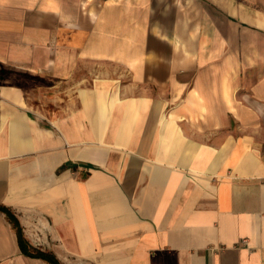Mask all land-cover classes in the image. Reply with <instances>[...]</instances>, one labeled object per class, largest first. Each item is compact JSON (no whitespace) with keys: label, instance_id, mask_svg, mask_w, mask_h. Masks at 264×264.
<instances>
[{"label":"crops","instance_id":"1","mask_svg":"<svg viewBox=\"0 0 264 264\" xmlns=\"http://www.w3.org/2000/svg\"><path fill=\"white\" fill-rule=\"evenodd\" d=\"M0 205L61 264H264V0H0ZM0 264H50L2 211Z\"/></svg>","mask_w":264,"mask_h":264},{"label":"trees","instance_id":"2","mask_svg":"<svg viewBox=\"0 0 264 264\" xmlns=\"http://www.w3.org/2000/svg\"><path fill=\"white\" fill-rule=\"evenodd\" d=\"M0 211L7 214V217L13 224V227L16 229L18 236H19V244L24 253L30 256H33V257L43 258L46 261H48L50 264H61V262L59 261V259L54 253L50 251H44L38 248H34L28 244V242L24 238L23 231L18 221V218L16 217V215L13 213V211L9 207L5 205H0Z\"/></svg>","mask_w":264,"mask_h":264}]
</instances>
